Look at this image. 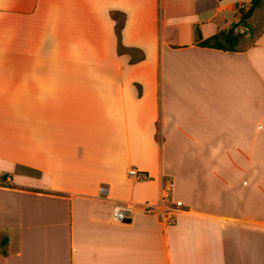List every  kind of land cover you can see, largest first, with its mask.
I'll list each match as a JSON object with an SVG mask.
<instances>
[{"label": "crops", "instance_id": "crops-1", "mask_svg": "<svg viewBox=\"0 0 264 264\" xmlns=\"http://www.w3.org/2000/svg\"><path fill=\"white\" fill-rule=\"evenodd\" d=\"M250 1L0 0V264H264Z\"/></svg>", "mask_w": 264, "mask_h": 264}, {"label": "trees", "instance_id": "trees-1", "mask_svg": "<svg viewBox=\"0 0 264 264\" xmlns=\"http://www.w3.org/2000/svg\"><path fill=\"white\" fill-rule=\"evenodd\" d=\"M264 0H251L247 11L240 12L239 22L232 25L229 29L221 31L211 38L199 43L203 48H210L224 52H236L242 35L235 33L238 27L249 29L248 20L252 15L262 6ZM195 36L197 41H200V34L198 29H195ZM6 241L2 242L4 245Z\"/></svg>", "mask_w": 264, "mask_h": 264}, {"label": "built area", "instance_id": "built-area-1", "mask_svg": "<svg viewBox=\"0 0 264 264\" xmlns=\"http://www.w3.org/2000/svg\"><path fill=\"white\" fill-rule=\"evenodd\" d=\"M130 175H135V172L134 171H131L130 172ZM164 199L168 200L169 197L167 194L164 195L163 197ZM181 206V203H176L175 204V207H180ZM129 210L125 207H114L113 208V211H112V220L117 222V223H124V222H127L128 220V214H129ZM145 213H151V208L150 207H145Z\"/></svg>", "mask_w": 264, "mask_h": 264}, {"label": "rangeland", "instance_id": "rangeland-1", "mask_svg": "<svg viewBox=\"0 0 264 264\" xmlns=\"http://www.w3.org/2000/svg\"><path fill=\"white\" fill-rule=\"evenodd\" d=\"M261 8V7H260ZM256 19V18H255ZM253 27H255V20L251 23ZM243 37V35H242Z\"/></svg>", "mask_w": 264, "mask_h": 264}]
</instances>
